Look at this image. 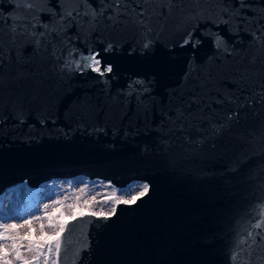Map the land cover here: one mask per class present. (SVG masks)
I'll list each match as a JSON object with an SVG mask.
<instances>
[{"label": "water", "instance_id": "water-1", "mask_svg": "<svg viewBox=\"0 0 264 264\" xmlns=\"http://www.w3.org/2000/svg\"><path fill=\"white\" fill-rule=\"evenodd\" d=\"M89 2L102 18L52 14L73 0H0V191L78 174L150 185L107 219L67 217L58 264H264L247 236L264 220V0ZM21 20L35 35L13 42ZM189 31L196 48L181 47ZM93 53L106 77L76 70ZM189 122L199 131L177 130Z\"/></svg>", "mask_w": 264, "mask_h": 264}, {"label": "rangeland", "instance_id": "rangeland-1", "mask_svg": "<svg viewBox=\"0 0 264 264\" xmlns=\"http://www.w3.org/2000/svg\"><path fill=\"white\" fill-rule=\"evenodd\" d=\"M143 183L142 181H132L122 187H117L107 180L87 178L81 175L51 178L33 187H29L24 183L25 185H19L17 188H7L0 191V226H16L14 231L9 227L6 235L16 237L24 260H32L35 253L27 251L29 241L40 242L44 234L51 232L48 227L49 220H37L36 217L53 216L54 222H64L73 212L75 214L86 211L107 213L111 211L112 204L115 202L110 199L113 196V188L117 190L116 196L125 195L129 190L130 195H135L139 191V185ZM93 197L94 199H92ZM85 201L88 203H85ZM45 205H47V209H45ZM70 205L75 207L70 208ZM89 205L91 206L89 207ZM3 215L5 219L1 218ZM9 218L11 222L9 224L5 223L4 221ZM25 221H31V225L25 223ZM41 224L44 225L43 234L40 230ZM4 231V228L0 227V232ZM0 245L5 246V251L9 253L7 258L11 261V264H23V261L15 259L11 248V239L0 240ZM43 251L47 252V248H44ZM53 259L54 256L49 254L47 257L48 264H51ZM44 260V256H40L35 264H44ZM0 264H2V261H0Z\"/></svg>", "mask_w": 264, "mask_h": 264}, {"label": "snow or ice", "instance_id": "snow-or-ice-1", "mask_svg": "<svg viewBox=\"0 0 264 264\" xmlns=\"http://www.w3.org/2000/svg\"><path fill=\"white\" fill-rule=\"evenodd\" d=\"M31 2L32 0H25V3L28 4V11L31 12L33 9L31 7ZM74 3H76V8L74 9H69V10H61L60 13H56L55 9L52 10V14L53 15H59L60 20L63 21H67V20H72V19H77L80 17H91L90 22H94L97 17H103V12H98L93 5L89 2V0H82L83 5H87V8H84L82 10V5H81V0H73ZM57 3H60V0H57ZM243 6V5H242ZM88 8L92 9V12L89 13L88 12ZM224 13H222L223 15ZM223 23L227 24L228 21L224 20ZM22 27L24 29V32L21 34H27V30L31 29L32 30V35H35V25H33L30 21H25V20H21L18 24L17 27H14L12 29V33L13 35V42L15 40V34L18 32L19 28ZM194 31V30H193ZM193 31H189L187 33H185V36L183 38L181 47L187 46V45H191L193 48H196L201 41L198 38L193 37ZM40 37H43L45 35L44 32L39 33ZM261 40L264 41V37H261ZM222 41V37H220L219 35L216 36L215 40H214V44L217 46V48H219L220 43ZM37 43H39V41H37ZM145 47H148V45H145ZM111 49V46H109L108 49H105V51H109ZM2 51V50H0ZM261 56H260V62H261V66L257 72L258 75H260L262 77V79H264V43H262L261 45ZM99 53H93L90 54L88 56L83 57L82 61H77L76 62V70L82 71V72H86L88 70H90L91 72L96 73L99 77H106L107 74L111 73L113 71V66L111 64H102L101 60L98 58L99 57ZM256 58H253V63H255ZM248 70L245 69L244 72L241 73V77L243 78L246 74H247ZM186 79L191 80V73H187L186 74ZM142 83V82H141ZM207 87V80H205L204 83H193V87H192V91L195 92L197 88L203 90L204 88ZM262 87H264V85H262ZM207 93H203V96H207ZM203 96L201 97H197L196 99L192 100V103H196V100L198 99H203ZM191 105H189L190 107ZM181 116L177 117V122H180L183 118V114L184 113V109L183 107H181ZM232 118L229 117V120H231ZM226 126H220V127H213L212 132L213 135H217L222 133L225 130ZM178 131L183 132L185 135H188L191 131L195 130V131H199L198 128H196V125L193 124L192 122L188 123L187 127L181 126L179 129H177ZM189 143H191V140L188 141ZM150 190V185L148 183H143L141 185H139V191L136 192L135 195H130V190L129 192H126L125 195H121V196H116V189L113 188V196L110 197V199H113L115 201V203L117 204H125V205H131L136 203L140 198L144 197ZM94 199V197L92 198ZM107 202V201H106ZM57 203H59L57 201ZM85 203H88L87 201H85ZM91 205H89L90 207ZM70 208H73L75 206L70 205ZM45 209H47V205H45ZM116 211V208L113 207L111 209L110 212H101L99 213L100 216H102L104 219H107L112 213H114ZM93 216L97 215V213H92ZM261 216H264V212L261 213ZM81 219H83L82 215L80 216ZM35 219L37 220H42V219H48L49 220V224L48 227L49 229H51V232L48 234H44L42 240L40 242H32L29 241L28 243V247H27V251L29 252H34L35 255L33 256L32 260H24V258L21 255L20 249H19V245L17 243V239L16 237L13 236H8L6 235V232L8 230L9 227H11L13 229V231L15 230L16 226L15 225H2L0 227L4 228V232H0V240H8L11 239L12 240V252L15 256V259L18 261H23V264H35V262L38 260V258L40 256H44L45 260H44V264H48V260L47 257L49 254H52L54 257H59L60 253L64 250V240H63V234H65L68 231V225L67 223L63 222V221H56L54 222V218L53 216H41V217H36ZM72 219L76 220L77 216L76 214L73 212L72 214ZM25 223L31 225V221H25ZM252 229H260L261 231L256 232V231H249L247 233L248 239L251 240L252 244L256 243V237L259 236L261 242H264V220H259L258 222H255L251 225ZM40 230L41 233H44V225L41 224L40 225ZM248 243V240H241L239 242V244L243 245ZM251 246V245H249ZM47 248V252H44L43 249ZM9 255V253L7 251H5V246L4 245H0V261H2V264H11V261L7 258ZM236 257H233V260H235ZM51 264H58L57 259H53L51 261Z\"/></svg>", "mask_w": 264, "mask_h": 264}, {"label": "bare ground", "instance_id": "bare-ground-1", "mask_svg": "<svg viewBox=\"0 0 264 264\" xmlns=\"http://www.w3.org/2000/svg\"><path fill=\"white\" fill-rule=\"evenodd\" d=\"M75 176H81L80 174H78V175H75ZM75 176H73V177H75ZM94 179H96V178H94ZM105 181V180H104ZM134 181H140V180H134ZM24 181L22 180L21 182H17V183H14V184H12V185H10V186H8L7 188H17L19 185H25L24 183H23ZM143 182V181H142ZM7 188H5V189H7ZM5 189H3V190H5ZM44 191H45V189H43ZM2 191V190H1ZM43 191V192H44ZM47 193V192H46ZM6 217V216H5ZM18 217V216H17ZM1 218H4V215L3 216H1ZM13 218V217H12ZM5 219V218H4ZM16 219V218H15ZM14 220V219H13ZM19 221V220H18ZM17 221V222H18ZM5 223H7V224H9V222H11V219L9 218V219H6L5 221H4ZM3 222V223H4ZM13 222V221H12ZM15 223H16V221H15Z\"/></svg>", "mask_w": 264, "mask_h": 264}]
</instances>
